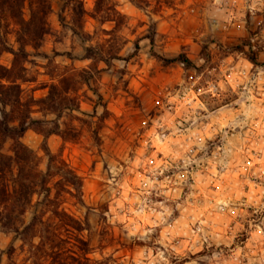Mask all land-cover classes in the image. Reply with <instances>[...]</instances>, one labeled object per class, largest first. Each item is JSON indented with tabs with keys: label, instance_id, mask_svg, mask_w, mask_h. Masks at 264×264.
Returning a JSON list of instances; mask_svg holds the SVG:
<instances>
[{
	"label": "clouds",
	"instance_id": "1",
	"mask_svg": "<svg viewBox=\"0 0 264 264\" xmlns=\"http://www.w3.org/2000/svg\"><path fill=\"white\" fill-rule=\"evenodd\" d=\"M29 2L0 17L44 101L0 134V264H264V0Z\"/></svg>",
	"mask_w": 264,
	"mask_h": 264
},
{
	"label": "trees",
	"instance_id": "2",
	"mask_svg": "<svg viewBox=\"0 0 264 264\" xmlns=\"http://www.w3.org/2000/svg\"><path fill=\"white\" fill-rule=\"evenodd\" d=\"M31 6H32V4H31V0H30L28 7L31 8ZM23 7H24V0H0V17L4 18L6 21L10 20L12 23L20 25L24 31H31L30 25L24 24V22L21 18V9ZM40 7H41V10L43 11L44 6L42 3H41ZM97 7L99 8V5H97ZM78 17H79V11H78ZM31 23L32 24L37 23V13H33ZM7 27H8V25L6 23L5 28L7 29ZM39 36H40V30L37 29L33 38L36 39ZM19 38L21 40L23 39L22 36ZM21 54L23 55V47L21 48ZM20 58L21 57L16 58V61L14 62V68L16 66V63L19 62ZM23 58L26 59V56H24ZM19 71L9 72V71H5L3 69H0V77L5 78L9 82L8 87H4L3 85H0V93H2V95H0V100H2L5 104H13L12 114L6 113L4 122H0V134H2L4 136L16 134L15 130H10L7 127V122L9 120H15V119L20 118L21 119V126H22L23 125V118H26V115H27L26 110L28 108V105H30V101L28 100L23 105V107L25 108V111L20 112V108L22 107L20 104V100H19L21 89H20V85L16 84L15 81L18 78H22V76H19V75H21L20 73L23 71V69L21 68ZM63 83L65 84L66 80ZM51 93L53 95H55L56 89L55 88L51 89ZM36 103L42 104V103H44V101H36ZM20 133L21 134L23 133L22 127L20 130ZM17 158H18V160H20V159L26 160L27 159L26 150L21 148L19 151H17ZM10 164H11L10 159L0 158V172H3L5 169L10 170ZM26 176H27V174L25 173L24 169L21 168L20 169L21 180H23V178H25ZM29 191H30L29 186L25 185L21 182V186H20L19 192L17 194V200L19 201V200L26 198ZM0 197H2L5 200L8 199L7 194L4 193L3 190H0ZM10 222H11V218H9L8 223H10Z\"/></svg>",
	"mask_w": 264,
	"mask_h": 264
},
{
	"label": "rangeland",
	"instance_id": "3",
	"mask_svg": "<svg viewBox=\"0 0 264 264\" xmlns=\"http://www.w3.org/2000/svg\"><path fill=\"white\" fill-rule=\"evenodd\" d=\"M77 18H78V16H77ZM62 19H63V18L61 17V20H62ZM6 30H7V29H6ZM26 58H27V57H26ZM19 72H20V71H19ZM22 72H23V71H22ZM22 72L20 73L21 75H19V76H22ZM32 79H33V81H34L35 77H33ZM24 82L27 83L28 81H24ZM64 86H65V89H67V88L70 86L69 81L66 80V83L64 84ZM46 87H47L46 85H41L39 88H35V89H33V91H44V90L46 89ZM29 101H30V104L36 103V101H33V100H31V99H29ZM36 104H37V103H36ZM65 153H66V155L75 158V157H77L78 154H79V149H78L77 147L73 146V147H71V148H66V149H65Z\"/></svg>",
	"mask_w": 264,
	"mask_h": 264
}]
</instances>
